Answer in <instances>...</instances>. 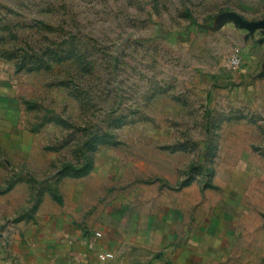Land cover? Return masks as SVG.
Wrapping results in <instances>:
<instances>
[{"label": "rangeland", "instance_id": "374dc122", "mask_svg": "<svg viewBox=\"0 0 264 264\" xmlns=\"http://www.w3.org/2000/svg\"><path fill=\"white\" fill-rule=\"evenodd\" d=\"M0 76L55 157L162 125L181 170L264 188V0H0Z\"/></svg>", "mask_w": 264, "mask_h": 264}, {"label": "crops", "instance_id": "0c3cea01", "mask_svg": "<svg viewBox=\"0 0 264 264\" xmlns=\"http://www.w3.org/2000/svg\"><path fill=\"white\" fill-rule=\"evenodd\" d=\"M11 86L0 76V264H264V188L248 169L191 176L162 125L84 164L55 157Z\"/></svg>", "mask_w": 264, "mask_h": 264}]
</instances>
